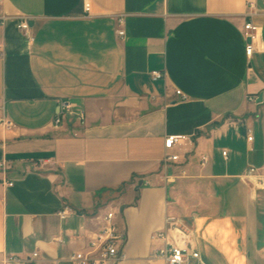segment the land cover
I'll return each instance as SVG.
<instances>
[{
	"label": "crops",
	"instance_id": "crops-1",
	"mask_svg": "<svg viewBox=\"0 0 264 264\" xmlns=\"http://www.w3.org/2000/svg\"><path fill=\"white\" fill-rule=\"evenodd\" d=\"M253 1L248 58L246 0H0L11 123L0 125V260L87 251L113 210L125 241L112 264H166L154 254L168 244L198 252L186 264H264V0ZM61 103L71 112L54 126ZM170 134L193 144L164 167Z\"/></svg>",
	"mask_w": 264,
	"mask_h": 264
},
{
	"label": "built area",
	"instance_id": "built-area-1",
	"mask_svg": "<svg viewBox=\"0 0 264 264\" xmlns=\"http://www.w3.org/2000/svg\"><path fill=\"white\" fill-rule=\"evenodd\" d=\"M248 12V20L244 23V38H245V54L249 58L255 49V41L257 38V27L250 20L255 14V3L253 0H246ZM85 10L87 11L89 5L87 2L84 4ZM8 18L6 14H0V25ZM117 21L122 23V16L117 17ZM17 28L22 31L25 35L30 33V23L27 17L17 18ZM118 35L122 36L124 31L122 29L117 30ZM152 76L154 79L162 77V73L159 71H153ZM177 94H180V90H176ZM183 98L185 96H182ZM256 96L249 97V100L254 101ZM62 112H71L69 104L61 103L60 111L57 113L54 119V126H57L61 119ZM80 120L83 117L79 115ZM0 125L10 126L11 123L0 117ZM252 136L249 134L247 140H251ZM193 144V136L185 134H170L164 138V155L162 157V165L166 167L170 163H175L180 158V151L184 149L186 145ZM187 152V151H186ZM226 155V151L222 152ZM206 161L205 157L201 158V164ZM8 169V164L5 161H0V170L5 172ZM256 172L254 166H249L245 172V176H251ZM149 183V180H146ZM11 184V183H9ZM71 210L66 206L62 210L58 211L60 218H64L67 212ZM157 235H161L160 233ZM125 241L124 234L120 231L119 227L115 222V212L113 210L106 211L103 222L97 232L89 239L87 243V251L79 250L75 251L66 258H53L44 260L40 264H112L119 257L120 248L123 246ZM38 256L35 251L32 254V260ZM154 256L160 257L165 260L166 264H186L189 258L199 257L198 252L190 251L186 248H182L175 245H165L157 250ZM31 258H22L16 255H8L1 258V264H29Z\"/></svg>",
	"mask_w": 264,
	"mask_h": 264
},
{
	"label": "water",
	"instance_id": "water-1",
	"mask_svg": "<svg viewBox=\"0 0 264 264\" xmlns=\"http://www.w3.org/2000/svg\"><path fill=\"white\" fill-rule=\"evenodd\" d=\"M261 99H262V93H260V94L258 95V98H257L256 102H260Z\"/></svg>",
	"mask_w": 264,
	"mask_h": 264
},
{
	"label": "rangeland",
	"instance_id": "rangeland-1",
	"mask_svg": "<svg viewBox=\"0 0 264 264\" xmlns=\"http://www.w3.org/2000/svg\"><path fill=\"white\" fill-rule=\"evenodd\" d=\"M262 254H264V252H262Z\"/></svg>",
	"mask_w": 264,
	"mask_h": 264
}]
</instances>
